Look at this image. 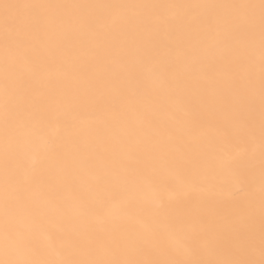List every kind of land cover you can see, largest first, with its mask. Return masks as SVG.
<instances>
[{
	"label": "bare ground",
	"instance_id": "bare-ground-1",
	"mask_svg": "<svg viewBox=\"0 0 264 264\" xmlns=\"http://www.w3.org/2000/svg\"><path fill=\"white\" fill-rule=\"evenodd\" d=\"M0 264H264V0H0Z\"/></svg>",
	"mask_w": 264,
	"mask_h": 264
}]
</instances>
